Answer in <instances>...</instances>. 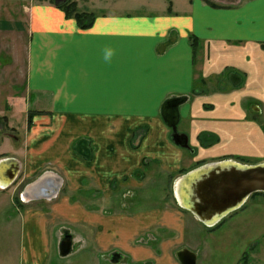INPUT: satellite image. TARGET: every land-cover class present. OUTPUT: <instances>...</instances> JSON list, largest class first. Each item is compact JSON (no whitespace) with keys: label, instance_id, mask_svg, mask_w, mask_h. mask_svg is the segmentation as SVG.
<instances>
[{"label":"crops","instance_id":"crops-1","mask_svg":"<svg viewBox=\"0 0 264 264\" xmlns=\"http://www.w3.org/2000/svg\"><path fill=\"white\" fill-rule=\"evenodd\" d=\"M69 2L90 28L67 18ZM4 35L26 40L27 110L21 148L0 142L13 206L0 264H181L185 250L219 264L224 245L184 208V178L264 161V0H0ZM174 100L189 148L164 118ZM251 201L264 195L235 213Z\"/></svg>","mask_w":264,"mask_h":264},{"label":"rangeland","instance_id":"rangeland-1","mask_svg":"<svg viewBox=\"0 0 264 264\" xmlns=\"http://www.w3.org/2000/svg\"><path fill=\"white\" fill-rule=\"evenodd\" d=\"M226 2L228 4V1ZM3 37L0 38V114L7 115L9 107L12 106L10 108L13 111L14 122H11L10 125L9 121L7 123V121L0 120V129L3 133H11L14 136L13 139L17 138L19 142L17 144L12 140L10 141V139L8 141L9 146L14 149L16 145L17 148H21L24 142L23 134L26 126L25 115L27 109L24 102L26 99V62L24 60L26 58V40L23 36L9 37V35H4ZM11 56H21L22 60L13 59ZM5 151L4 149L3 152ZM260 163H264V161ZM147 176L157 178L155 173ZM17 179L14 183L15 187L19 185V177ZM158 180L160 182L165 181L162 178H158ZM24 186L25 183L20 184L17 188L18 190L16 189V195L19 196L24 190ZM168 194L170 195V190H168ZM165 195L166 193L163 190L161 197ZM0 198L3 201L7 200L3 207L2 205L0 206V229L3 231V236L5 233L11 232L9 231L11 230V225L6 219L10 218L9 216H13V206L9 203L11 202L9 195L0 193ZM131 201H133L131 206H138V198ZM120 203L121 199L115 200L114 208L117 210L115 213L121 211ZM247 208V213H243V215L235 213L227 217L220 226L217 224L218 226L212 227L216 228L215 231H212V237L219 239L220 247L224 245L225 250L223 256L219 259L217 258L219 264H234L242 255L240 264H264V205L257 207L251 201ZM0 255H2L1 252Z\"/></svg>","mask_w":264,"mask_h":264},{"label":"water","instance_id":"water-1","mask_svg":"<svg viewBox=\"0 0 264 264\" xmlns=\"http://www.w3.org/2000/svg\"><path fill=\"white\" fill-rule=\"evenodd\" d=\"M178 102L168 106L165 119L173 130L175 143L189 148L188 139L177 134ZM195 174V176H192ZM192 176V177H191ZM190 184L189 197L184 208L201 223L217 225L232 213L241 209L255 194H264V163L244 165L232 161L210 164L187 175ZM213 227V226H211ZM69 247L68 239L62 244ZM64 255L68 252H63ZM181 264H197L196 256L188 251L179 254Z\"/></svg>","mask_w":264,"mask_h":264},{"label":"trees","instance_id":"trees-1","mask_svg":"<svg viewBox=\"0 0 264 264\" xmlns=\"http://www.w3.org/2000/svg\"><path fill=\"white\" fill-rule=\"evenodd\" d=\"M61 8L65 12L67 18H74L77 21V23H78L79 27H81V29H88V28H90L93 25V22L95 20V16L93 14H90V13H86V12L85 13H83V12L81 13V12H79L78 9H77L76 3L69 2V3L64 4ZM182 101L183 100L169 101V102H167L165 104V108L164 109H167L168 106L170 104L174 103V102L181 103ZM0 120L1 121L2 120L3 121H7L6 118H0Z\"/></svg>","mask_w":264,"mask_h":264},{"label":"clouds","instance_id":"clouds-1","mask_svg":"<svg viewBox=\"0 0 264 264\" xmlns=\"http://www.w3.org/2000/svg\"><path fill=\"white\" fill-rule=\"evenodd\" d=\"M114 55V52L112 49H107L105 52V59L110 60L112 56Z\"/></svg>","mask_w":264,"mask_h":264},{"label":"flooded vegetation","instance_id":"flooded-vegetation-1","mask_svg":"<svg viewBox=\"0 0 264 264\" xmlns=\"http://www.w3.org/2000/svg\"><path fill=\"white\" fill-rule=\"evenodd\" d=\"M3 137H12L14 138L13 135H11V133H3L2 130L0 129V142H1V138Z\"/></svg>","mask_w":264,"mask_h":264},{"label":"bare ground","instance_id":"bare-ground-1","mask_svg":"<svg viewBox=\"0 0 264 264\" xmlns=\"http://www.w3.org/2000/svg\"><path fill=\"white\" fill-rule=\"evenodd\" d=\"M192 176H195V174H193ZM192 176H191V177H192ZM186 206H187V205H186ZM213 223H214V222L209 223L208 227L215 226V225H213Z\"/></svg>","mask_w":264,"mask_h":264}]
</instances>
